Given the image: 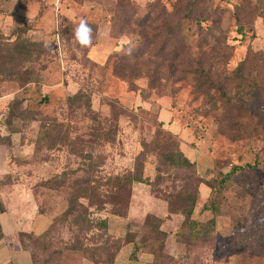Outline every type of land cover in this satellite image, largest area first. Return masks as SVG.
Instances as JSON below:
<instances>
[{
	"label": "rangeland",
	"instance_id": "rangeland-1",
	"mask_svg": "<svg viewBox=\"0 0 264 264\" xmlns=\"http://www.w3.org/2000/svg\"><path fill=\"white\" fill-rule=\"evenodd\" d=\"M199 1L27 0L31 15L0 32V145L14 164L7 183L50 219L42 234L24 238L33 264H112L129 243L137 246L132 253L164 244L155 264H264V140L238 111L230 115L243 128L222 121V101H238L236 66L248 53L264 55V0ZM188 13L206 17L202 29ZM81 18L93 28L89 47L74 37ZM204 34L210 44L199 46ZM15 43L22 54L7 63L4 48ZM220 48L211 75L219 82L220 72L221 81L207 91L194 61L201 52L214 60ZM158 129L175 139L161 137L163 152L152 146ZM146 143L142 177L155 192L140 182L119 185ZM170 155L192 168L175 167ZM73 183L96 191L68 214ZM191 194L200 210L191 217L213 222L196 234L184 228L176 241L183 216L174 212L181 222L166 232L156 212L160 205L170 212L164 198L175 207ZM213 201L217 212L202 209ZM159 220L166 239L154 229Z\"/></svg>",
	"mask_w": 264,
	"mask_h": 264
},
{
	"label": "trees",
	"instance_id": "trees-1",
	"mask_svg": "<svg viewBox=\"0 0 264 264\" xmlns=\"http://www.w3.org/2000/svg\"><path fill=\"white\" fill-rule=\"evenodd\" d=\"M200 4L199 0H195L194 5L197 6ZM204 8V7H203ZM261 9V12L264 14V7H259ZM204 12L206 15H209V8L205 7L204 8ZM190 13H188L187 17L189 18H193L196 20L197 22V26L200 27V29H202V24L201 21L206 20V17H200V15H194L192 14V16L189 15ZM204 14V13H203ZM176 19L178 24L180 25V20H181V16L178 15V11L176 12ZM185 17V16H184ZM216 22L214 21L213 24H215ZM179 25H178V29H179ZM211 31L212 28H209L208 31ZM1 32V31H0ZM170 33H173L172 30H170ZM207 33V32H206ZM205 33V34H206ZM204 34V35H205ZM174 35V34H173ZM209 35H205L202 37L201 41L199 42V46H201V44L204 45H208L210 44V41L208 40ZM170 36L167 37H163L161 40L163 43H167L170 39ZM174 38V37H173ZM218 39L216 40V42L220 43L222 42V40H219V37H217ZM147 39V38H146ZM181 39H175L174 43L176 44H180ZM204 42V43H203ZM165 45V44H164ZM226 47V45H224ZM215 54L218 55V58L213 60V56L207 57L205 52H201L197 58V60L195 59L194 64L195 66L193 67V74L195 76V78L197 79H201L204 78L206 79V84L207 87L205 88L207 91H211V89L214 87V83H219L221 81V73L218 72L217 75V79L219 82L213 81L215 80L213 77L215 76L216 72H212V70H214V66H219L218 62H220V57H221V53L224 52L223 50L220 51H215V49H212ZM22 54V47L21 46H17V44L15 43L14 45H10L7 48H4V58L6 60L7 63H12L13 61L17 60L15 58H17L16 56ZM138 53H134L131 54L129 56V58H133L135 57V55H137ZM21 57V56H20ZM132 72L134 73V71H129L128 74H132ZM2 73V69H0V75ZM156 71L153 72H148L147 73V77L152 80L153 77L155 76L154 74H156ZM9 74H13L12 72H10ZM150 74V75H149ZM211 74H213L214 76H212ZM226 79V77H223V80ZM232 79L237 83V87H238V91H236V97L238 99V101L236 102H231L229 100H223V104H224V108H225V115L222 119L223 122H226L227 124H229V128L233 127V126H239L240 128H243V124L241 123L240 120H238L237 116H232L230 115L231 110L234 111H238L240 112L242 115L241 116H246L247 120L251 123L253 122V130L258 131V133L261 135L262 139L264 140V55L263 54H259V53H248L245 58L243 60H241L238 65L236 66L235 70H234V75L232 77ZM218 90H223L224 87H217ZM215 90V89H214ZM226 98V97H225ZM46 100V99H44ZM9 113H11V108L9 109ZM240 116V117H241ZM10 118H7V121ZM237 119V120H236ZM249 122H248V128L249 127ZM161 137H164V140L166 139H170V141L172 142L171 144H175V139L173 137V134L170 133L167 130H162V129H158L156 131L155 134V139L153 140V148L158 150L159 152H163V150H165L166 148V144L164 141H160L162 140ZM149 147V144H144V149L142 150V152L140 153V155L136 158V163L134 165V170L133 172L124 175L123 177L120 178L119 181V185L124 186V182L125 184L129 183H134V182H140V183H145L147 185H150L152 192H155V188L153 187V185L150 183V181L148 179H145L142 177V166H143V161H142V157L141 155L143 154V151L145 150L146 147ZM264 149V146H263ZM170 158V162L174 164L175 167L180 168V167H184V168H192L193 164L186 158H178L176 159V161L174 162V156L171 155L169 156ZM233 169L230 170L227 174H225L220 182L224 183L225 181H227L229 179V177L233 174ZM223 185V184H222ZM221 185V186H222ZM212 188V185L210 186ZM72 198L70 200V209L68 210V214L70 211H76V203L78 202V200L81 199H88L91 198V196H93V193H95L94 188H89L88 186L86 187H77V183H73L72 184ZM88 192H92L89 193ZM180 193L177 194V197ZM90 196V197H89ZM164 200L167 202L168 204V210L172 213H179L183 216V220L180 224V226L178 227V229L175 231V239L176 241H180L181 242V237H183V229L187 228V232L189 234H196L199 231H201L202 229H205V231H208L211 228L210 223H212L213 221H209L207 223H202V222H198L196 221V219H193L191 217L192 212L194 207L197 206V196L196 195H187L186 197H180L179 199H177V205H175V207H172L171 203L168 201L167 197L164 198ZM188 200L189 204H185V201ZM178 206V207H176ZM202 209L204 210H213L216 211L218 210L217 207V201H213L211 203H207L202 205ZM80 220H84L83 217L78 218L76 217L74 219V223L79 224ZM99 226L101 228H103L104 230L107 227V222L106 220H100L98 222ZM160 224H161V220L158 221V224L154 225V229L158 230V232L161 234L162 237H164V239H166V234L164 231H160ZM29 235V234H21L20 238L21 241L23 242L24 246L25 245V236ZM163 239V241H164ZM28 247V246H26ZM160 248L158 250L155 249H151L150 253L152 254V260L150 262H148L147 264H155V261L157 259H159L160 257H164V255L161 253V249L164 247V244L159 246ZM29 248V247H28ZM31 250V249H30ZM120 250V248H118L117 252L114 255L112 264H114V260L116 257V254L118 253V251ZM134 250H137V246L134 245ZM32 252V251H31ZM165 259H169L172 260V258L170 257H166ZM32 260L34 262V255L32 252Z\"/></svg>",
	"mask_w": 264,
	"mask_h": 264
},
{
	"label": "crops",
	"instance_id": "crops-1",
	"mask_svg": "<svg viewBox=\"0 0 264 264\" xmlns=\"http://www.w3.org/2000/svg\"><path fill=\"white\" fill-rule=\"evenodd\" d=\"M30 7L27 0H0V31L5 32L19 19L28 18L32 10ZM3 148L0 145V264H33L32 252L24 246L20 235L39 236L48 227L50 219L34 207L31 200L27 202V199L21 197L12 182L7 183L11 170L9 168L14 164L11 159H7ZM146 199L149 200L148 197ZM163 210L164 207L160 205L156 215L162 220V229L169 232L167 224L180 220V215ZM199 211L196 207L192 216L196 218ZM133 251L131 243L122 246L116 254L114 264H147L152 260V254L142 248L135 253Z\"/></svg>",
	"mask_w": 264,
	"mask_h": 264
},
{
	"label": "clouds",
	"instance_id": "clouds-1",
	"mask_svg": "<svg viewBox=\"0 0 264 264\" xmlns=\"http://www.w3.org/2000/svg\"><path fill=\"white\" fill-rule=\"evenodd\" d=\"M74 37L76 42L82 47H89L93 42V28L88 21L81 18L74 29ZM127 54H130V50Z\"/></svg>",
	"mask_w": 264,
	"mask_h": 264
}]
</instances>
